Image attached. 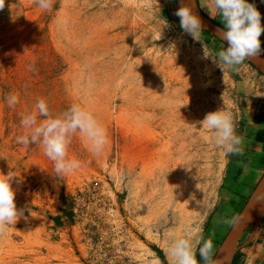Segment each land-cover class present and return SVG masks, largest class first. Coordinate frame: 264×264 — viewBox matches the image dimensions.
<instances>
[{"label": "rangeland", "instance_id": "1", "mask_svg": "<svg viewBox=\"0 0 264 264\" xmlns=\"http://www.w3.org/2000/svg\"><path fill=\"white\" fill-rule=\"evenodd\" d=\"M169 5L179 8L178 0H53L45 11L34 0H5L0 173L13 175L24 214L0 235V264H169L164 249L187 228L212 238L215 257L231 228L223 219L246 198L225 191L237 187L229 175L243 153L224 155L198 122L223 108L245 140L256 106L249 98L264 89V75L249 63L222 73L212 58L226 45L206 42L204 30L194 40L179 17L163 13ZM8 94L19 103L9 107ZM38 98L53 116L73 103L91 111L107 130L102 153L75 134L68 155L82 167L56 177L41 148L16 142ZM237 247L233 264L249 255L264 264V214Z\"/></svg>", "mask_w": 264, "mask_h": 264}, {"label": "clouds", "instance_id": "2", "mask_svg": "<svg viewBox=\"0 0 264 264\" xmlns=\"http://www.w3.org/2000/svg\"><path fill=\"white\" fill-rule=\"evenodd\" d=\"M41 10L51 11L53 0H34ZM201 7L209 10L211 18L220 17L222 28L217 32L226 42V47L219 50L213 63L222 71L225 68L235 69L243 62L257 55L261 48L260 37L264 33L261 23V13L256 6L247 0H200ZM5 8V0H0V10ZM192 0L185 3L174 13L180 19L183 32L199 41L203 31V22L195 13ZM163 27H171L169 22L161 17ZM161 34V32H160ZM160 39V36H159ZM208 51L203 47V58H209ZM34 66L29 65V71ZM6 101L9 107L19 103L18 94H8ZM36 111L21 117L23 135L16 137V142L27 148L30 144L41 148L43 154L53 162V173L56 177L73 174L82 167V162L69 158L68 149L73 136L77 133L84 146L93 154L99 156L109 143L107 130L94 117L93 113L80 104L73 103L66 111L53 116L44 98H38ZM44 117L43 120L37 118ZM203 128L213 134L214 143L220 147L224 155H239L242 153L243 138L236 134L234 118L231 112L223 108L208 112L204 119L198 122ZM13 175L0 173V235L6 233L11 225H15L24 210L18 209L15 202V190L12 187ZM199 203V202H198ZM241 220L240 216L223 219L222 223L235 227ZM214 235V234H213ZM214 246L211 237L205 239L193 228L185 229L182 236H173L164 251L169 257V264H224L222 259L214 258ZM197 251L200 260L197 259ZM256 257L249 255L244 264H254ZM152 264H158L154 260Z\"/></svg>", "mask_w": 264, "mask_h": 264}, {"label": "crops", "instance_id": "3", "mask_svg": "<svg viewBox=\"0 0 264 264\" xmlns=\"http://www.w3.org/2000/svg\"><path fill=\"white\" fill-rule=\"evenodd\" d=\"M197 1L201 10L210 17L209 10L206 7H201L200 0ZM249 1L247 0L248 3L254 4L261 13V23L264 25V3ZM163 13L172 15L174 13L173 6L164 7ZM260 40L261 44L264 45V33H262ZM246 63L244 61L242 65H239V68L242 69ZM253 96L251 95L249 99L252 102L255 100L256 106L246 117L247 130L245 132V140H243V154L233 162L229 175L231 180L238 176V184L235 189L233 184L225 185L227 195L236 190L235 192L238 193V196L247 197L264 172V100H259V98L264 96V89L261 92H256V95Z\"/></svg>", "mask_w": 264, "mask_h": 264}, {"label": "water", "instance_id": "4", "mask_svg": "<svg viewBox=\"0 0 264 264\" xmlns=\"http://www.w3.org/2000/svg\"><path fill=\"white\" fill-rule=\"evenodd\" d=\"M185 3H188L189 0H184ZM192 3L195 4V13L203 22V30L209 32L214 37L218 38L220 41L224 42L218 32V28L222 26L213 22L209 16H207L199 7L197 0H192ZM181 6V0H178V7ZM261 48L264 49V46L261 45ZM249 61L261 74L264 75V51L260 55L250 57L246 59ZM264 214V172L261 178L258 180L256 186L254 187L252 193L247 199L245 205L242 207L237 216L241 217L240 222L235 226L230 228L228 234L224 238L220 247L218 248L214 258L222 259L224 264H233L235 254L238 249V242L242 236L244 230L251 224L257 223L259 219ZM253 215V216H252ZM252 216V217H251Z\"/></svg>", "mask_w": 264, "mask_h": 264}, {"label": "trees", "instance_id": "5", "mask_svg": "<svg viewBox=\"0 0 264 264\" xmlns=\"http://www.w3.org/2000/svg\"><path fill=\"white\" fill-rule=\"evenodd\" d=\"M218 25H220V26H222L220 23H218ZM205 34H206V39H205V41L206 42H208L211 38L212 39H214L215 41H217V42H219V43H222V44H224L222 41H220L218 38H216V37H214L212 34H210L209 32H207V31H203ZM226 45V44H225ZM262 45V44H261ZM262 46H264V45H262ZM247 63H249L250 65H252L249 61H247V60H245ZM253 66V65H252ZM254 67V66H253ZM255 68V67H254ZM256 69V68H255ZM254 189V188H253ZM253 189H252V191H253ZM249 196H250V194L244 199V200H242L241 201V204H240V208L239 209H241L244 205H245V203H246V201H247V199L249 198ZM237 214V213H236Z\"/></svg>", "mask_w": 264, "mask_h": 264}, {"label": "bare ground", "instance_id": "6", "mask_svg": "<svg viewBox=\"0 0 264 264\" xmlns=\"http://www.w3.org/2000/svg\"><path fill=\"white\" fill-rule=\"evenodd\" d=\"M139 145H140V143H139ZM146 146H147V145H146ZM139 148H140V147H139ZM145 148H146L145 146H142V145H141V151L144 150ZM252 216H253V215H252ZM252 216H251V217H252Z\"/></svg>", "mask_w": 264, "mask_h": 264}, {"label": "flooded vegetation", "instance_id": "7", "mask_svg": "<svg viewBox=\"0 0 264 264\" xmlns=\"http://www.w3.org/2000/svg\"><path fill=\"white\" fill-rule=\"evenodd\" d=\"M250 194H251V192H250ZM241 209H242V208H241ZM241 209H240V210H241ZM239 212H240V211H239ZM239 212H238V213H239Z\"/></svg>", "mask_w": 264, "mask_h": 264}]
</instances>
